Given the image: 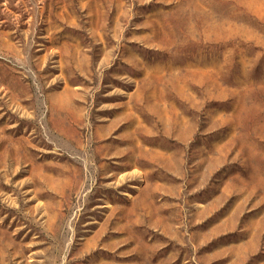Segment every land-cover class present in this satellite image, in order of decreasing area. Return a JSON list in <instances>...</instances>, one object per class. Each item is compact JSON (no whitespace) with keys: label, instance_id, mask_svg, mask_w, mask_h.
Returning <instances> with one entry per match:
<instances>
[{"label":"rangeland","instance_id":"obj_1","mask_svg":"<svg viewBox=\"0 0 264 264\" xmlns=\"http://www.w3.org/2000/svg\"><path fill=\"white\" fill-rule=\"evenodd\" d=\"M0 264H264V0H0Z\"/></svg>","mask_w":264,"mask_h":264}]
</instances>
